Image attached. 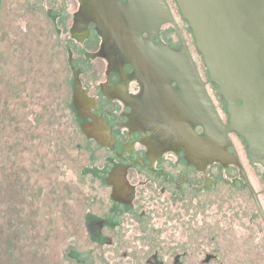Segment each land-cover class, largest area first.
Masks as SVG:
<instances>
[{
  "label": "flooded vegetation",
  "instance_id": "flooded-vegetation-1",
  "mask_svg": "<svg viewBox=\"0 0 264 264\" xmlns=\"http://www.w3.org/2000/svg\"><path fill=\"white\" fill-rule=\"evenodd\" d=\"M93 2L106 3L104 17L95 14ZM132 2L0 0V37L11 34L17 48H29L46 71L57 69L58 89L46 88L44 71V93L55 92L60 108L70 101L78 145L102 150L97 180L103 186L96 185L92 200H103L99 209L84 211L75 227L73 238L85 246L80 251L73 245V258L88 250L106 253V264H264L257 204L264 212V188L254 183L245 160L261 166L263 177L264 166L250 157L237 130L227 133L225 162L202 163L205 156L181 148L168 126L171 116L183 115L190 124V114L201 110L200 98L185 85L187 73L196 71V88L205 89L226 128L228 101L176 0H165L172 19L135 30V37L152 40L158 58L141 67L129 60L124 49L130 15L148 14L133 10ZM116 18L123 29L114 27ZM194 131L205 134L199 123ZM236 157L254 192L239 164L230 161ZM253 224L260 233H253Z\"/></svg>",
  "mask_w": 264,
  "mask_h": 264
},
{
  "label": "rangeland",
  "instance_id": "rangeland-1",
  "mask_svg": "<svg viewBox=\"0 0 264 264\" xmlns=\"http://www.w3.org/2000/svg\"><path fill=\"white\" fill-rule=\"evenodd\" d=\"M12 39L0 37V223H6L0 224V241L12 235V250L26 242L24 253L54 264H103L96 251L85 250L78 259L71 253L73 245L84 250L85 243L73 236L91 205L69 103L54 117L58 97L44 93L41 83L48 66ZM52 69L45 72L46 88L58 89ZM255 224L253 233H260ZM3 257L0 264H14L0 251Z\"/></svg>",
  "mask_w": 264,
  "mask_h": 264
},
{
  "label": "water",
  "instance_id": "water-1",
  "mask_svg": "<svg viewBox=\"0 0 264 264\" xmlns=\"http://www.w3.org/2000/svg\"><path fill=\"white\" fill-rule=\"evenodd\" d=\"M176 1L183 17L193 29L196 44L203 53L211 79L217 82L218 91L228 101L230 125L227 128L223 125L205 89L196 88L194 77L197 78V73L192 68L187 73L191 77L186 79L185 85L189 86L192 94L200 98L201 110L190 114V117H194L190 124L183 120L185 116L172 115L168 126L173 125L171 130L178 136L181 148L191 150L193 155L205 156L202 163L213 159L225 162V144L229 142L227 133L237 130L248 141L250 157L264 166V0ZM92 6L95 14L104 17L106 3L93 2ZM138 8L147 10L148 14L137 12V17L130 15L132 28L126 30L129 38L126 39L127 48L124 51L132 63L141 67L158 58L155 53L157 47L151 39H143L139 34L135 37V30L149 21L147 27L159 28L162 22L172 17L165 0H133L132 9ZM118 20L122 19L116 18L114 27L122 28ZM239 100L242 101L241 104L238 103ZM72 115L71 113V117ZM197 123L205 128L202 136H197L194 131ZM73 126L75 133L78 132L79 135V128L74 121ZM76 140L78 145L77 135ZM96 148L85 142L78 145L90 205L98 208L103 199L93 201L92 197L96 195L94 190L99 183L98 166L101 163L97 159L102 150ZM230 161L239 164L242 176L252 189L238 158ZM245 165L254 183L264 186L263 168L249 160H245ZM227 171L233 173L231 168ZM257 204L264 220V212L258 200ZM101 253L102 261L106 264V253Z\"/></svg>",
  "mask_w": 264,
  "mask_h": 264
},
{
  "label": "trees",
  "instance_id": "trees-1",
  "mask_svg": "<svg viewBox=\"0 0 264 264\" xmlns=\"http://www.w3.org/2000/svg\"><path fill=\"white\" fill-rule=\"evenodd\" d=\"M58 101L56 103V107L53 109L54 110V113H56L54 115V117L56 116L57 117V114L59 113V118H60V112H61V108L58 106ZM51 117V116H50ZM51 121V120H50ZM77 135V133H75V136ZM7 213H9V215H11V210H6ZM10 217V216H7V218ZM0 224L2 225H5L6 223L5 222H1ZM1 226V225H0ZM8 226V225H6ZM10 235V234H9ZM22 235V234H21ZM20 235V236H21ZM21 240H23V238H25L23 235L20 237ZM16 237H13L12 235L9 237V236H5L3 237V240H1L0 242V251H4L6 257H9L10 259H12V261H14V264H17L19 262V264H54V260L52 259L51 261L49 260H45L43 257H40L39 255L35 254L33 255V257L31 258L28 254L24 253L25 250H26V247H27V243L25 242L24 244V247L21 245V242L16 245V246H13V250L11 249V246H10V242L13 243L14 241H16ZM26 240V239H25ZM20 245V246H19ZM17 246L19 247H22L21 249V253H19L17 255V249L19 248H16ZM13 251V253H12ZM69 255H71L69 253ZM18 257L21 259V260H18ZM4 260V257L0 260L3 261ZM2 263V262H1Z\"/></svg>",
  "mask_w": 264,
  "mask_h": 264
}]
</instances>
